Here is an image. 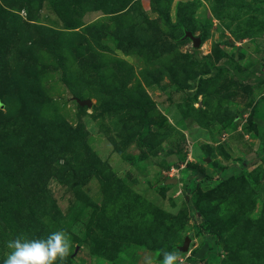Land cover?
Returning a JSON list of instances; mask_svg holds the SVG:
<instances>
[{
	"label": "rangeland",
	"instance_id": "obj_1",
	"mask_svg": "<svg viewBox=\"0 0 264 264\" xmlns=\"http://www.w3.org/2000/svg\"><path fill=\"white\" fill-rule=\"evenodd\" d=\"M58 230L56 264H264V0H0V259Z\"/></svg>",
	"mask_w": 264,
	"mask_h": 264
},
{
	"label": "clouds",
	"instance_id": "obj_2",
	"mask_svg": "<svg viewBox=\"0 0 264 264\" xmlns=\"http://www.w3.org/2000/svg\"><path fill=\"white\" fill-rule=\"evenodd\" d=\"M9 249L0 264H56L69 252V241L63 230L48 233L43 238L18 236L6 243ZM175 252L163 251L161 264H174Z\"/></svg>",
	"mask_w": 264,
	"mask_h": 264
},
{
	"label": "water",
	"instance_id": "obj_3",
	"mask_svg": "<svg viewBox=\"0 0 264 264\" xmlns=\"http://www.w3.org/2000/svg\"><path fill=\"white\" fill-rule=\"evenodd\" d=\"M186 36L189 37L192 40L193 46L197 47L200 44V37L193 36L190 32H186ZM87 104H89V101H86Z\"/></svg>",
	"mask_w": 264,
	"mask_h": 264
}]
</instances>
